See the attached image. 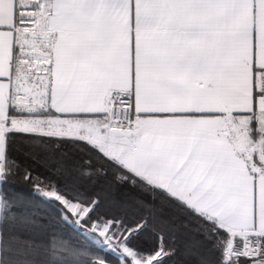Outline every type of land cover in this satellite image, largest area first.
<instances>
[{
  "label": "snow or ice",
  "instance_id": "6c2138e0",
  "mask_svg": "<svg viewBox=\"0 0 264 264\" xmlns=\"http://www.w3.org/2000/svg\"><path fill=\"white\" fill-rule=\"evenodd\" d=\"M0 264H264V0H0Z\"/></svg>",
  "mask_w": 264,
  "mask_h": 264
},
{
  "label": "trees",
  "instance_id": "16d2710c",
  "mask_svg": "<svg viewBox=\"0 0 264 264\" xmlns=\"http://www.w3.org/2000/svg\"><path fill=\"white\" fill-rule=\"evenodd\" d=\"M10 192L13 193H23L26 194L29 191V186L23 184L22 181L17 178L16 183L13 185L12 188L9 189ZM21 211L24 213H35L40 215L44 212L42 206H36L27 202V200L23 201L21 204Z\"/></svg>",
  "mask_w": 264,
  "mask_h": 264
}]
</instances>
